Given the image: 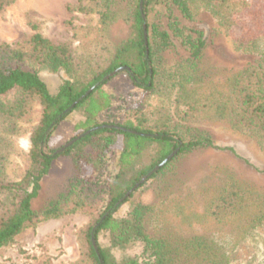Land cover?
<instances>
[{
    "label": "rangeland",
    "instance_id": "374dc122",
    "mask_svg": "<svg viewBox=\"0 0 264 264\" xmlns=\"http://www.w3.org/2000/svg\"><path fill=\"white\" fill-rule=\"evenodd\" d=\"M100 1L13 0L0 10V44H7L4 55L27 49L30 37L38 32L54 44H65L78 64V72L102 67L114 47L128 36L124 14L129 0L113 1L118 9L112 8L116 11L107 24L101 22ZM261 1L258 7L261 13L256 19L264 22V0ZM254 2L191 0L192 19L179 16V20L185 26L186 34H200L204 39L196 65L188 69L185 67L187 48L180 39L172 38L173 45L157 54L159 71L154 81L155 87L144 91L133 84L125 70L120 71L103 85V89L111 95L112 102L110 108L99 115L100 120L117 123L133 117L140 126L147 127L155 115L153 111L157 109L161 113L164 109L165 116L176 125L175 130L185 133V138L191 133L193 136L210 138L211 145L179 154L163 174L147 178L131 196L126 197L127 201L118 207L114 215L125 217L133 202L146 203L152 207L150 231L157 235L175 232L177 237L183 238L195 234H215L229 251L230 264H264L263 227H257L254 240L245 237L237 242L239 236L233 223H219L207 211L218 191L231 180L264 195V141L260 142L249 129L232 124L231 102L220 94H230L229 78L259 61L264 52V31L252 49L243 51L238 48L240 22L248 17L240 13L252 8ZM175 12L179 15L177 10ZM155 22L159 29L167 27L161 14L157 15ZM25 63L39 70L51 92L63 79L68 78L64 70L52 71L39 67L30 58ZM183 91L186 97L194 98L201 104L193 116H186L189 109L183 101L180 104L179 96ZM13 96L8 95L1 100L5 102L13 99ZM40 114L41 107L35 99L30 101L28 113L14 122L13 129L10 128L11 121L0 114V153L10 152L5 169L7 179L20 178L28 167L30 133ZM80 116L78 111H73L57 124L48 139L47 150L58 149L72 138L75 134L72 123ZM120 147L121 139L118 136L103 159V168L92 170L82 163L83 174L92 180L111 184L119 170ZM154 154L155 149L149 150L142 161L149 163ZM74 170L70 155L58 156L51 170L41 179L38 195L31 202L32 208L41 209L49 198L64 187ZM89 221L88 215L76 211L24 229L10 244L0 247V263L69 264L81 254L77 232ZM98 242L101 246L109 244L106 231L99 233ZM112 253L117 260L125 256L142 260L146 255L139 241L129 243L124 248H112Z\"/></svg>",
    "mask_w": 264,
    "mask_h": 264
},
{
    "label": "trees",
    "instance_id": "16d2710c",
    "mask_svg": "<svg viewBox=\"0 0 264 264\" xmlns=\"http://www.w3.org/2000/svg\"><path fill=\"white\" fill-rule=\"evenodd\" d=\"M113 1H100L102 24H107L116 11L112 9L116 7ZM190 1L129 0L124 14L128 36L114 47L102 67L84 72H78V64L65 44H54L38 32L30 37L27 49L11 55L5 56L3 50L7 44H0V114H3L5 120L11 121L10 128L13 129L14 122L28 113L32 99L37 100L41 107L40 118L30 133L28 167L20 178L7 179L5 169L10 152L0 153V247L10 244L26 228L79 211L88 215L90 221L77 232L81 254L69 264H230V253L215 234H195L183 238L177 237L175 232L157 235L150 231L152 207L146 203L133 202L125 217L114 215L118 207L127 201L128 198L122 200L126 191L169 153L176 150L148 178L163 174L179 154L199 146L211 145L210 138L193 136L192 133L185 138V133L175 130L176 125L165 116L164 109L161 113L157 109L153 111L155 115L147 127L140 126L133 117L123 123L99 119V115L109 109L112 102L111 95L103 89L108 80L105 77L116 68L128 66L130 70L126 72L133 84L144 91L152 90L159 71L157 54L172 46L174 37L180 39L187 48L185 67L188 69L196 65L204 39L200 34H186L185 26L179 20V16L192 19ZM12 2L0 0V10ZM260 4L261 0H255L252 8L240 13L245 17L248 15L247 19L240 22L241 28L237 35L238 48L243 51L252 49L264 31V22L256 19L261 13L258 8ZM160 14L166 21L167 29H159L155 22ZM27 58L39 67L52 71L64 70L68 78L63 79L57 89L51 92L39 70L26 65ZM229 84L230 94H220L231 102L232 124L249 129L260 142L264 141V52L259 61L232 75ZM91 87L92 90L81 99ZM183 92L179 96L180 104L183 101L189 109L187 113L184 111L186 116H193L201 104L194 98L186 97ZM12 94L13 99L5 102L1 100ZM73 111H78L82 116L73 126L75 134L72 138L75 140L62 150H58L61 147L47 150V142L54 128ZM88 130V133L83 134ZM118 136L121 139L119 170L112 183L106 185L85 176L80 164L92 170H101L103 159ZM151 149H155L153 159L149 163L143 162V157ZM60 155L71 156L75 165L74 173L41 209H33L31 202L38 195L41 179ZM207 211L219 223H233L239 236L237 242L245 237L254 240L257 227L264 228V195L235 180L218 191ZM94 225L96 227L92 232ZM101 231L108 234L109 244L106 246L98 242ZM136 241L143 244V252L146 254L144 259L132 256L120 260L115 258L112 248H124Z\"/></svg>",
    "mask_w": 264,
    "mask_h": 264
},
{
    "label": "water",
    "instance_id": "95a60500",
    "mask_svg": "<svg viewBox=\"0 0 264 264\" xmlns=\"http://www.w3.org/2000/svg\"><path fill=\"white\" fill-rule=\"evenodd\" d=\"M141 5V3H140ZM146 43V42H145ZM147 49H146V54H147ZM129 71V67L128 66H120L118 68H116L115 70H113L111 73H109L105 78L108 79L109 77H112L113 75L117 74L120 71ZM92 90V87L89 88L80 98H84L90 91ZM90 130L86 131L83 134L88 133ZM81 134V135H83ZM80 135V136H81ZM77 138V137H76ZM75 140V138H71L70 140H68L60 149L58 150H62L63 148H65L66 146H68L71 142H73ZM176 150L172 151L171 153H169L159 164L155 165L153 167L152 170H150L146 175L142 176L140 178L139 181H137L128 191H126V193L124 194L123 199H125L126 197H128L138 186H140L152 173H154L155 171H157L163 164H165L174 154H175ZM96 225H94V227L92 228V232L94 231ZM91 241L92 244L94 245L95 249H96V245H95V241L93 239V237H91Z\"/></svg>",
    "mask_w": 264,
    "mask_h": 264
},
{
    "label": "crops",
    "instance_id": "0c3cea01",
    "mask_svg": "<svg viewBox=\"0 0 264 264\" xmlns=\"http://www.w3.org/2000/svg\"><path fill=\"white\" fill-rule=\"evenodd\" d=\"M70 116H71V115H70ZM66 118H67V117H66ZM66 118H65V119H66ZM80 119H82V116H80V117H78V118H75V121H73V123H72L73 126H74L75 122L78 121V120H80ZM60 218H61V217H60ZM52 219H55V218H52ZM26 229H27V228H26Z\"/></svg>",
    "mask_w": 264,
    "mask_h": 264
}]
</instances>
